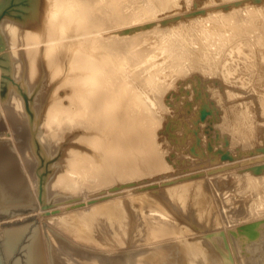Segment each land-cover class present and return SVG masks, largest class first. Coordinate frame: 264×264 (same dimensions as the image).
<instances>
[{"label":"bare ground","instance_id":"obj_1","mask_svg":"<svg viewBox=\"0 0 264 264\" xmlns=\"http://www.w3.org/2000/svg\"><path fill=\"white\" fill-rule=\"evenodd\" d=\"M200 135L237 165L176 181ZM28 207L25 264H264V0H0V212Z\"/></svg>","mask_w":264,"mask_h":264},{"label":"rangeland","instance_id":"obj_2","mask_svg":"<svg viewBox=\"0 0 264 264\" xmlns=\"http://www.w3.org/2000/svg\"><path fill=\"white\" fill-rule=\"evenodd\" d=\"M192 7V8H191ZM190 8L188 7V10H193L194 9V6H191ZM196 92V91H195ZM208 106H206V109H208L207 108ZM205 109V110H206ZM210 111L211 110H208L207 111V113H205L206 115L207 114H210ZM210 124V126L208 127H205V131L203 130V129H200L201 130V132L202 131H204V132H202V133H204L203 134V136L205 135V138H207V139H209L210 137H211V139L210 140H212L213 138L214 139H217L218 137H217V135H214L213 136V134H212V132L214 131V134H216L217 133V130L215 131V129L212 127V124L211 123H209ZM209 124H207V125H209ZM210 128V129H209ZM209 129V130H208ZM200 130L198 131V135L199 134H201V133H199L200 132ZM213 130V131H212ZM210 132V134H208ZM179 136V135H178ZM203 136L201 137V135H200V139L198 138L197 139V141H196V146L194 145L191 149H190V152L194 155V156H191V157H188V158H184V159H181L180 161L182 162L181 164H180V161H179V159H178V161H177V163H176V166H178V170H177V173H179V176L178 177H176L177 179H176V181H178V180H191V179H193V180H191V181H194V179L196 180V179H198V177H199V175L201 176L202 174H203V171L204 170H206L205 168L207 167V165H209V164H212V167L213 168H215V167H217V169L215 168V169H211V170H209V174H210V176H211V178H217V176L218 177H225L226 175H224L225 173H222L221 174V169H223V168H221V166L222 167H228L229 165H227L226 166V164H229V163H234V160H235V158H234V156H232V155H230V157H225V156H220L221 157V159H220V157H219V155H221L219 152V154L217 153V157H216V159L215 158H211L210 159V157L208 156V155H205V154H203L202 153V151H201V148L199 147V148H197L199 145H201V142H203L204 140H207V139H205V138H203ZM176 137V138H175ZM169 139L171 138V140H170V145L171 146H174V147H172V148H174V149H171V151H176L177 152V150L178 151H180L182 148H184V146H183V144H184V142H183V140H181V136H179L178 138H177V136L174 134V135H172V136H170V137H168ZM172 139H174V140H172ZM175 139H176V141H175ZM180 139V141L178 142V140ZM204 139V140H203ZM201 140H203V141H201ZM173 143H172V142ZM198 142V143H197ZM199 142H200V144H199ZM175 143H177V144H175ZM180 143V144H179ZM182 143V144H181ZM173 144V145H172ZM176 145V146H175ZM183 147H182V146ZM187 146H188V143L186 144ZM198 145V146H197ZM182 147V148H180L179 149V147ZM195 148V149H194ZM197 149H200V150H197ZM183 150V149H182ZM181 150V151H182ZM194 151V152H193ZM175 152V153H176ZM183 153H187L188 152V150H183L182 151ZM202 153V155H201V153ZM221 152V151H220ZM196 153V154H195ZM199 153H200V155H199ZM259 152H255V153H253L254 155V157L253 156H251V158L253 157V159H252V161L253 160H258L257 159V157L259 156V154H258ZM246 154V153H245ZM255 154H257V156L255 155ZM196 155V156H195ZM198 155V156H197ZM205 155V156H204ZM195 157H199V160L201 161H199L198 159V161L195 159ZM202 157V158H201ZM209 158V160L208 159H206V158ZM223 157V158H222ZM191 158V159H190ZM203 158H205L206 160H208V161H206V160H204ZM220 160H219V159ZM244 158H246V157H244ZM260 158H263L262 156H260ZM195 159V160H194ZM206 162H203V160ZM224 159V160H223ZM187 160V161H186ZM191 160V161H190ZM220 161V163H219V161ZM226 160H227V163H226ZM231 160V161H230ZM233 160V161H232ZM243 160H245V159H243ZM216 161H218V162H216ZM225 161V162H224ZM240 161H242V160H240ZM184 162H187V163H184ZM193 162H195V164L193 163ZM199 162V163H198ZM209 162V164H207ZM214 162V163H213ZM222 162V163H221ZM235 162H236V160H235ZM244 162V161H243ZM179 163V164H178ZM190 163V164H189ZM193 163V164H192ZM237 163L238 162H236V164H234V165H237ZM193 166H192V165ZM197 164V165H196ZM214 164V165H213ZM217 164V165H216ZM220 166H219V165ZM222 164V165H221ZM225 164V165H224ZM242 164H244V163H242ZM181 165V166H180ZM187 165V166H186ZM190 165V166H189ZM202 165H204V166H202ZM224 165V166H223ZM185 167L186 168H188V169H185ZM192 167V168H191ZM203 167V168H202ZM184 170H183V169ZM195 168V169H194ZM221 168V169H220ZM180 169V170H179ZM192 169H194V170H192ZM199 170V171H198ZM203 170V171H202ZM179 171H182V172H179ZM191 171V172H190ZM220 171V172H219ZM187 172V173H186ZM185 173V174H184ZM201 173V174H200ZM217 173V174H216ZM219 173V174H218ZM191 174V175H190ZM213 174H215V175H213ZM181 175V176H180ZM195 175V176H194ZM219 175H221V176H219ZM228 176V175H227ZM172 182H174V181H171V182H169V183H172ZM163 184V182H161V183H157V182H155V183H153V184H151V185H149V186H146V188L147 187H149L148 189H153V188H158V187H160L159 185H162ZM165 184V183H164ZM33 202H35L34 204L36 205L37 204V201L34 199L33 200ZM34 205V206H35ZM37 207H38V204L36 205ZM23 208V207H22ZM33 208V207H32ZM31 207H28V208H24V209H21V210H23V211H19V212H17V214H21V215H23L22 217H23V221L22 220H16V222H14V220L16 219V218H18V215L16 216V217H14L13 216V218H14V220L10 223L9 221H11L13 218L11 217V216H9L10 214V212L8 213L7 211H3V210H5L4 208H2L1 209V212H0V234L2 233V231L3 230H6V229H10V228H12V227H14V226H17V227H21V226H27V231L25 232V235H24V237H23V239L21 240V242L19 243V245H18V248L16 249V251H15V253L13 254V256H12V258L13 259H10V260H8L7 262L5 261V264H14V262H15V260L17 259V260H20V262H21V264H25L26 263V255H25V245L29 242L28 240H29V238H30V236H31V234H32V231H35V230H38L39 231V234H40V236H42L43 234H42V229H41V219L39 218V215H38V211H32L33 209H32ZM17 208H11V210H14V211H17L16 210ZM28 209V210H27ZM25 210V211H24ZM6 212V213H5ZM29 212V213H28ZM31 212V213H30ZM37 212V213H36ZM27 214L26 216H25V214ZM33 213V214H32ZM20 215V216H21ZM5 216V217H4ZM6 216H9V217H6ZM19 216V217H20ZM33 216V217H32ZM22 217H20V218H22ZM29 217V218H28ZM24 218H25V220H24ZM17 221H19V222H17ZM13 223V224H12ZM15 224V225H14ZM9 226H12V227H9ZM47 227H49L50 228V230L52 231V233H55L56 232V235L58 236V237H62V239L64 238V240L66 239V241L67 240H69V239H67V238H65V237H63V236H61V234L60 233H57V231L56 230H54L53 228L51 229V227L50 226H48V225H46ZM9 227V228H8ZM47 227L45 228V231H44V234H46V236H47V238L50 240V243H52V237H51V235L49 234V232L47 231ZM53 230H54V232H53ZM49 234V235H48ZM27 242V243H26ZM57 246V245H56ZM63 254V253H62ZM61 254V255H62ZM12 261V262H11Z\"/></svg>","mask_w":264,"mask_h":264},{"label":"water","instance_id":"obj_3","mask_svg":"<svg viewBox=\"0 0 264 264\" xmlns=\"http://www.w3.org/2000/svg\"><path fill=\"white\" fill-rule=\"evenodd\" d=\"M0 264H3V263H2V260H1V256H0Z\"/></svg>","mask_w":264,"mask_h":264}]
</instances>
